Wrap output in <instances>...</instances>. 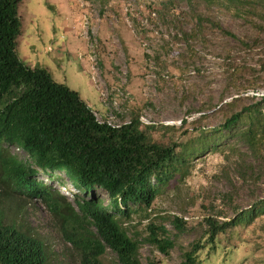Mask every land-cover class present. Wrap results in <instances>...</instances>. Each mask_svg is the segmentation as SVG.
I'll return each instance as SVG.
<instances>
[{
	"label": "rangeland",
	"instance_id": "374dc122",
	"mask_svg": "<svg viewBox=\"0 0 264 264\" xmlns=\"http://www.w3.org/2000/svg\"><path fill=\"white\" fill-rule=\"evenodd\" d=\"M74 1L22 0L19 4L22 30L17 52L26 64L47 69L55 81L76 90L92 108L101 110L103 104L89 80L86 64L78 60L76 51L69 54L65 49L63 18L68 14L63 8L72 7ZM138 1L142 5L138 15L124 10L125 1L110 0L106 6L99 0L90 1L89 11L95 20V29L104 34L101 57L106 82H116L120 77L127 79V86L136 99L131 105L134 113L142 105L150 107L157 119H179L187 113L205 112L194 123L193 130L186 127L153 128L156 140L183 142L194 139L198 130L210 131L224 123L229 102L236 101L237 107L263 100L244 94L248 88L264 87L263 8L246 6L235 14L215 5L209 6L204 0H198L193 9L186 0H175L169 10L160 7L159 0H148L154 6L147 0ZM151 7L158 11L159 28L140 24V17L147 15ZM112 14L115 15L114 22H110ZM127 16L134 20L136 31L142 33L157 53L159 69L168 70L171 76L169 83L161 79L155 82L147 98L142 95L147 69L145 48L139 34L132 32L126 24ZM212 22L230 34L215 28ZM170 29L177 30L182 37H171ZM164 34H168L173 43L194 38L202 51L214 57L208 60V70L202 69L205 59L194 47L175 46L173 51ZM170 52L173 57L168 61L163 58V53ZM192 68L197 72L189 76L188 70ZM238 129L236 127L225 135L216 149L190 160L188 172L175 186L161 188L151 208L141 207L124 223L129 236L139 243L142 264H179L184 259L183 253L194 242L206 241V216L227 220L237 211L251 209L264 197V149L250 148L238 134L235 136ZM9 149L19 157L26 156L15 146ZM38 178L52 184L77 208L72 196L77 190L68 174L56 171L51 179L42 174ZM96 192L103 198V204L108 205L106 193L100 188ZM0 194L3 206L12 217L44 237L55 251V264H79L76 253L57 230V219L40 201L13 193L2 183ZM175 218L179 219L180 228L174 226ZM150 222L167 229L166 236L174 243L168 254L149 240ZM198 255L202 264H264L263 216L238 223L217 237L214 250L207 244ZM102 262L121 264L111 250L102 257Z\"/></svg>",
	"mask_w": 264,
	"mask_h": 264
},
{
	"label": "trees",
	"instance_id": "16d2710c",
	"mask_svg": "<svg viewBox=\"0 0 264 264\" xmlns=\"http://www.w3.org/2000/svg\"><path fill=\"white\" fill-rule=\"evenodd\" d=\"M21 1L0 0V183L46 207L79 264H103L108 250L121 264H142L139 243L129 236L124 223L141 207L151 208L161 188L175 186L188 172L190 160L216 149L236 127L235 136L250 148L264 149V99L237 107L236 101L229 102L222 125L198 130L196 138L183 142L156 140L155 127H140L135 114L131 123L118 129L99 124L76 90L55 81L47 69L32 67L19 57ZM99 1L103 6L110 2ZM152 1L148 4L154 6ZM197 1L186 0L192 9ZM204 1L235 14L246 6L264 10V0ZM174 2L158 1L166 10ZM212 25L230 34L218 23ZM11 146L26 156L12 154ZM56 171L72 179L77 208L52 184L38 178L42 174L51 179ZM97 188L108 196V205L103 204ZM258 215L264 218V197L227 220L206 216V241L194 242L179 264H202L198 255L202 248L209 244L214 250L220 234ZM173 224L181 226L178 218ZM148 228L149 240L168 254L174 243L166 236L165 226L150 222ZM54 252L38 231L12 217L0 199V264H55Z\"/></svg>",
	"mask_w": 264,
	"mask_h": 264
},
{
	"label": "built area",
	"instance_id": "2783aa9c",
	"mask_svg": "<svg viewBox=\"0 0 264 264\" xmlns=\"http://www.w3.org/2000/svg\"><path fill=\"white\" fill-rule=\"evenodd\" d=\"M121 1H125L127 3L125 4L124 8L126 12L134 11L135 15L140 14L139 8L142 7V5L138 0ZM114 18L115 15L112 14L110 16V22H114ZM139 21L143 27L152 28L154 26H157L159 28L160 22L157 9L155 7H151L147 15H142ZM125 22L128 27L131 28L132 32H134L135 34H139L140 43L142 47L145 48L147 69L144 72L145 86L142 89V95L147 98L148 96H150V87L155 82L161 79L169 83L171 80V76L168 70H161L157 66V53L150 47L151 44L147 40H145L144 36H141L142 33L140 31H136L134 27V20L131 17L127 16L125 18ZM151 22H154V24H152ZM155 33H157V30L155 31ZM170 33L171 37H182V34L177 30L173 31L172 29H170ZM164 36L167 38L166 42H169V45L172 47L171 50L173 51L176 49L175 46L183 45L186 47L190 45L194 47L197 50L198 54L203 56L205 59L202 69L208 70V60H212L214 59V57L211 53L202 51L200 47L196 45L197 41L194 38H190L187 40V42L184 43H173L168 39V34H164ZM81 37L84 41V49L77 52V58L78 60L83 61L86 64V71L89 80L98 92L99 99L104 106V110L90 107L91 113L97 123L109 126L114 129H118L124 125L131 123L135 114L140 127H186L189 130H193L194 123L205 114L204 111H201L196 113H187L184 117H181L179 119H157L153 116L151 108L147 105H142L134 113L131 105L136 103V99L127 86V79L124 77H120L118 81L112 83H107L105 80V77L103 75L101 57L102 43L95 29L91 27V19L86 13H84L82 16ZM170 57H173V54L171 52L168 54L163 53L164 59H168L169 61ZM196 72V68L188 70L189 76H194ZM244 94L254 98L255 100H262L264 99V87L248 88L246 89ZM202 128L206 127L203 126Z\"/></svg>",
	"mask_w": 264,
	"mask_h": 264
},
{
	"label": "crops",
	"instance_id": "0c3cea01",
	"mask_svg": "<svg viewBox=\"0 0 264 264\" xmlns=\"http://www.w3.org/2000/svg\"><path fill=\"white\" fill-rule=\"evenodd\" d=\"M90 1L92 0H75L72 7H64L63 11L67 13L63 18L64 25V38H65V49L67 53L72 54V52L77 53L78 51L84 49V41L81 37L82 30V16L86 13L91 19V27L95 29L94 19H92V14L89 11ZM62 10V9H61ZM97 30V29H95ZM99 39L103 38V33L96 31ZM103 32V30H102ZM90 107L91 105L87 103ZM101 110H104V106Z\"/></svg>",
	"mask_w": 264,
	"mask_h": 264
},
{
	"label": "clouds",
	"instance_id": "9594fccd",
	"mask_svg": "<svg viewBox=\"0 0 264 264\" xmlns=\"http://www.w3.org/2000/svg\"><path fill=\"white\" fill-rule=\"evenodd\" d=\"M46 181V180H45Z\"/></svg>",
	"mask_w": 264,
	"mask_h": 264
}]
</instances>
